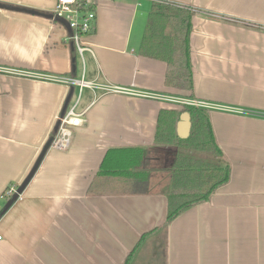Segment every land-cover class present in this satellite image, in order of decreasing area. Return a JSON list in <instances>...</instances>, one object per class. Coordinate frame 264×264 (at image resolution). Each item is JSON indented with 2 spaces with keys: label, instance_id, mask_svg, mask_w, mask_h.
<instances>
[{
  "label": "crops",
  "instance_id": "crops-1",
  "mask_svg": "<svg viewBox=\"0 0 264 264\" xmlns=\"http://www.w3.org/2000/svg\"><path fill=\"white\" fill-rule=\"evenodd\" d=\"M55 1L0 3L51 14ZM165 1L193 9L189 93L167 87L165 63L139 53L151 0H96L72 77L73 47L62 23L0 8V196L31 170L71 89L70 105L83 118L65 148L49 146L0 216V264H125L131 253L128 264H264V0ZM104 84L221 106L203 110L228 180L165 225L173 161L204 155L154 141L160 110L182 106L105 92ZM132 148L146 150L137 168L145 181L130 179L134 169L97 177L108 151ZM116 155L113 163L123 164ZM91 184L97 192L89 193Z\"/></svg>",
  "mask_w": 264,
  "mask_h": 264
},
{
  "label": "trees",
  "instance_id": "trees-1",
  "mask_svg": "<svg viewBox=\"0 0 264 264\" xmlns=\"http://www.w3.org/2000/svg\"><path fill=\"white\" fill-rule=\"evenodd\" d=\"M192 14L193 9L187 6L165 0L152 1L139 46L140 54L165 63L164 83L167 87L187 93L192 90L189 44ZM71 44L73 49L72 73L70 75L72 77L75 75L77 52L74 44ZM70 87L73 88V86ZM69 105L70 99L63 114ZM182 112L189 113L191 121L190 133L186 139L178 138L174 133L175 123ZM63 114L61 110L60 116ZM55 134L53 132L49 136L46 142L48 148L52 144ZM154 141L156 144L174 143L178 147L201 152L204 155L203 157L180 155L173 161L171 184L167 192L165 221V225H167L184 209L207 200L217 187L228 180L229 167L217 161L221 151L215 142L209 117L201 108L182 106L179 111L160 110ZM145 153L146 150L142 148L108 151L101 162L97 177L109 175L111 172L115 173L118 171L117 169L125 171L134 169L130 179L138 185L147 177V174L137 170ZM113 154H117L116 156H120L125 162L123 164L113 163ZM127 158L129 159L126 160ZM92 184L89 187V193L97 192L93 189ZM131 255L132 253L125 264H128Z\"/></svg>",
  "mask_w": 264,
  "mask_h": 264
},
{
  "label": "built area",
  "instance_id": "built-area-1",
  "mask_svg": "<svg viewBox=\"0 0 264 264\" xmlns=\"http://www.w3.org/2000/svg\"><path fill=\"white\" fill-rule=\"evenodd\" d=\"M151 1H162V0H151ZM52 20L54 22H60L63 20L68 24L69 35L68 40L74 44L77 54L82 56L85 46L82 44V38L84 35L90 33L94 28V23L96 19V0H56L55 6L52 11ZM61 23V22H60ZM31 77L48 79L55 82H61L67 85H76L80 88L90 86V84L82 79L67 78L64 76H56L49 74H35L30 73ZM100 89L105 92H123L132 94H142L150 98H158L160 100L166 101L171 104L180 106H191L201 109L207 108H222L221 106H216L210 104L203 100H196L191 98H185L176 95H156L150 93L134 92L129 88H120L111 86L108 84L100 85ZM76 103L69 105L65 113L59 117V127L52 141V145L65 148L69 143V137L71 129L73 127L79 126L83 123V118L81 114L75 112ZM15 186H9L0 196V200L7 202L14 192L16 191ZM1 209V204H0ZM1 240V235H0Z\"/></svg>",
  "mask_w": 264,
  "mask_h": 264
},
{
  "label": "water",
  "instance_id": "water-1",
  "mask_svg": "<svg viewBox=\"0 0 264 264\" xmlns=\"http://www.w3.org/2000/svg\"><path fill=\"white\" fill-rule=\"evenodd\" d=\"M0 8H5V9H9V10H16V11H27L30 12L32 14H42L40 12H37L35 10H26L25 8H20L17 6H12L10 4H4V3H0ZM43 16L47 17V18H52V14H42ZM68 30V24L63 21V20H59ZM72 94V90L69 91L68 96L65 100L64 106L62 108V114L69 102L70 96ZM59 120L56 122L55 126H54V133L57 132L58 127H59ZM189 130H190V116L189 113L184 112L181 116L179 121L177 122V127H176V131H177V135L184 139L186 137H188L189 135ZM48 148V143L45 144V146L43 147L42 151L40 152L39 156L37 157L36 161L34 162L31 170L28 172V174L26 175V177L23 179V181L19 184V186L16 188V191L14 192V194L12 195V197L5 202L1 212H0V216L5 213L10 207L11 205L18 199L19 195H21V193L23 192V190L25 189V187L27 186V184L29 183V181L31 180V178L33 177L35 171L37 170V167L39 166L46 150Z\"/></svg>",
  "mask_w": 264,
  "mask_h": 264
}]
</instances>
